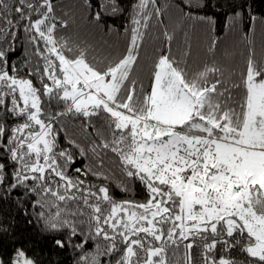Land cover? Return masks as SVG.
I'll use <instances>...</instances> for the list:
<instances>
[{
	"label": "snow or ice",
	"instance_id": "snow-or-ice-1",
	"mask_svg": "<svg viewBox=\"0 0 264 264\" xmlns=\"http://www.w3.org/2000/svg\"><path fill=\"white\" fill-rule=\"evenodd\" d=\"M180 5L170 28L160 0H78L112 44L62 0H0V205L36 237L5 244L0 219V264H45L41 245L71 264H264V59L245 33L227 67L211 0ZM245 18L264 24V0H229L225 27ZM197 25L212 38L194 61Z\"/></svg>",
	"mask_w": 264,
	"mask_h": 264
},
{
	"label": "trees",
	"instance_id": "trees-1",
	"mask_svg": "<svg viewBox=\"0 0 264 264\" xmlns=\"http://www.w3.org/2000/svg\"><path fill=\"white\" fill-rule=\"evenodd\" d=\"M65 6V11L71 12L75 20V26L82 35H87L93 42H102L108 40L109 43L116 44L122 37H118L115 33H111L108 36L102 34L96 35V30L89 24L87 19L83 18L81 12L77 9L76 5L78 0H62ZM162 6H167L166 17L170 28L174 26L175 21L179 18L180 14V0H160ZM187 0H185V4ZM187 10V9H185ZM229 12V0H211V6L203 11L200 15H211L217 21L215 26V37L218 38L219 43L217 45L216 58L229 68H235L237 72L243 66L246 51L249 47L246 41L242 39V36L247 33L249 39L252 41L251 47L255 49L258 59H264V24L257 23L252 31H249L247 18L241 23L236 30L229 31L225 27V14ZM257 15L260 13L257 12ZM124 19L109 20V24L118 28ZM191 23V22H189ZM91 34V35H90ZM191 34V31H190ZM211 34L207 32V28L204 25H197L195 34L192 36V51L193 60L199 61L207 59L205 52L206 47L210 43ZM158 42L149 40L145 43L144 51L142 55L144 59L141 61V65L144 71H147V67L150 65L153 55V49ZM24 53L22 48L17 46V54L13 57V61L23 60ZM0 219L6 220V226H9L10 236L5 237L4 242L8 244L11 235L14 234L19 237H32L34 236L35 228L26 223L27 217H25L21 211H19L13 204L0 205ZM31 248L32 245H29ZM40 247L43 248L41 252ZM35 249L34 254L41 256L45 261V264H71L69 259V253H61L58 250L51 249L41 245ZM32 254V253H30Z\"/></svg>",
	"mask_w": 264,
	"mask_h": 264
}]
</instances>
